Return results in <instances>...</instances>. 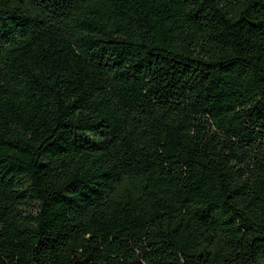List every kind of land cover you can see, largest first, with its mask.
I'll return each mask as SVG.
<instances>
[{
    "label": "trees",
    "instance_id": "trees-1",
    "mask_svg": "<svg viewBox=\"0 0 264 264\" xmlns=\"http://www.w3.org/2000/svg\"><path fill=\"white\" fill-rule=\"evenodd\" d=\"M0 264H264V0H0Z\"/></svg>",
    "mask_w": 264,
    "mask_h": 264
}]
</instances>
